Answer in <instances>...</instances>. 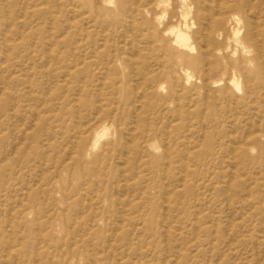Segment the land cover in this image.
Wrapping results in <instances>:
<instances>
[{
  "label": "rangeland",
  "instance_id": "1",
  "mask_svg": "<svg viewBox=\"0 0 264 264\" xmlns=\"http://www.w3.org/2000/svg\"><path fill=\"white\" fill-rule=\"evenodd\" d=\"M0 264H264V0H0Z\"/></svg>",
  "mask_w": 264,
  "mask_h": 264
},
{
  "label": "bare ground",
  "instance_id": "2",
  "mask_svg": "<svg viewBox=\"0 0 264 264\" xmlns=\"http://www.w3.org/2000/svg\"><path fill=\"white\" fill-rule=\"evenodd\" d=\"M218 2V1H217ZM218 5V4H217ZM212 18V17H211ZM214 18V17H213ZM208 21V20H207ZM206 32V31H205ZM204 34V33H203ZM5 37V36H4ZM255 37V36H254ZM259 47V46H258ZM133 62V61H132ZM133 133V132H132ZM132 141V140H131ZM243 142V141H242ZM167 200V199H166Z\"/></svg>",
  "mask_w": 264,
  "mask_h": 264
}]
</instances>
